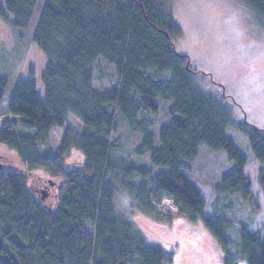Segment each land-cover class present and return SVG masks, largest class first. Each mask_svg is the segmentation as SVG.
Wrapping results in <instances>:
<instances>
[{"label": "trees", "instance_id": "1", "mask_svg": "<svg viewBox=\"0 0 264 264\" xmlns=\"http://www.w3.org/2000/svg\"><path fill=\"white\" fill-rule=\"evenodd\" d=\"M2 1L12 17L9 27L25 31L38 0ZM238 1L264 28V0ZM181 35L171 0L44 1L31 35L45 60L40 95L34 81L17 79L0 121V144L23 167L2 164L0 155V264H171L172 252L147 243L116 213L117 187L160 221L171 217L159 208L164 199L176 215L200 220L220 248L222 264H264V227L251 231L226 216L234 206L258 209L244 173L248 161L227 130L244 138L263 194L264 131L235 123L222 101L228 96L201 87L200 71L175 50ZM98 59L113 70V89L92 88ZM6 87L0 75V104ZM70 116L79 132L66 125ZM117 120L137 137L134 156L147 165L114 156ZM56 127L63 134L47 152ZM201 148L233 164L214 188L224 203L219 215L204 214L205 200L188 178Z\"/></svg>", "mask_w": 264, "mask_h": 264}, {"label": "rangeland", "instance_id": "2", "mask_svg": "<svg viewBox=\"0 0 264 264\" xmlns=\"http://www.w3.org/2000/svg\"><path fill=\"white\" fill-rule=\"evenodd\" d=\"M44 1L38 0L28 28L21 32L9 27L8 22L12 21V17L0 0V75L7 80L0 104V121L17 79L34 81L40 95L39 75L44 69L45 60L31 42V35ZM171 12L182 31V35L174 40L175 50L186 55L190 66L200 71L197 80L201 87L218 98L223 94L228 96L222 101L229 108L235 123L246 121L264 131V28L258 24L257 18L238 0H171ZM106 65L102 59L96 62L92 83L94 90L114 88L116 80L113 70ZM154 120L158 125L161 122L160 117ZM116 122L117 132L110 140V145L118 148L114 156L132 160L136 165H147L146 159L134 156L137 137L130 136L129 129L120 120ZM66 125L77 132L81 130L79 122L71 116ZM63 130L54 128L47 152H51V148L60 142ZM226 136L248 161L244 173L251 181V191L257 198L258 208L254 211L234 206L232 212L226 213L227 219L244 223L251 231H259L264 227V194L256 183L258 164L248 152L241 134L229 128ZM75 151L70 156L74 163L78 158ZM0 155H3L2 164L23 169L16 154L1 144ZM232 167L233 164L227 161L224 154L200 149L188 178L205 200V215L223 213L224 203L216 198L214 188L218 179ZM49 181L53 185L52 180ZM133 184L137 185L138 181H133ZM43 195L44 192L41 199ZM171 202L164 199L160 203L159 208L171 214L169 221H160L140 211L122 188L115 189L116 213L132 223L147 243L172 252L171 264H222L220 248L200 220L192 222L176 215L177 208ZM238 264L246 263L239 261Z\"/></svg>", "mask_w": 264, "mask_h": 264}, {"label": "built area", "instance_id": "3", "mask_svg": "<svg viewBox=\"0 0 264 264\" xmlns=\"http://www.w3.org/2000/svg\"><path fill=\"white\" fill-rule=\"evenodd\" d=\"M172 203V202H171ZM172 205V204H171ZM173 208V210H174V207H172Z\"/></svg>", "mask_w": 264, "mask_h": 264}, {"label": "water", "instance_id": "4", "mask_svg": "<svg viewBox=\"0 0 264 264\" xmlns=\"http://www.w3.org/2000/svg\"><path fill=\"white\" fill-rule=\"evenodd\" d=\"M1 168V167H0Z\"/></svg>", "mask_w": 264, "mask_h": 264}]
</instances>
